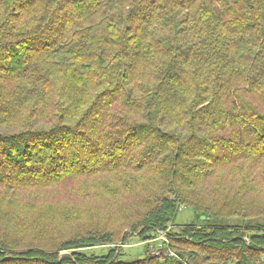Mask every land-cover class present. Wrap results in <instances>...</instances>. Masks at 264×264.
<instances>
[{
	"label": "trees",
	"instance_id": "1",
	"mask_svg": "<svg viewBox=\"0 0 264 264\" xmlns=\"http://www.w3.org/2000/svg\"><path fill=\"white\" fill-rule=\"evenodd\" d=\"M80 183L128 201L63 234ZM181 260L264 264V0H0V264Z\"/></svg>",
	"mask_w": 264,
	"mask_h": 264
},
{
	"label": "rangeland",
	"instance_id": "2",
	"mask_svg": "<svg viewBox=\"0 0 264 264\" xmlns=\"http://www.w3.org/2000/svg\"><path fill=\"white\" fill-rule=\"evenodd\" d=\"M92 188H95L93 185H89L86 183H80L75 185H65L58 189H55L54 191H50L49 193L44 192L45 194L41 196L42 199L41 202L44 204L52 203L53 201L56 204L63 203L66 199H70V202L72 205L68 204L66 206H70L71 208L73 205L77 209V212L81 215H78L75 217H70L65 219L64 227V233L63 234H73V232L82 230L84 227H82L85 224H89L93 226V221H98L99 225H109L111 221H116L118 217V209L116 205L119 204V201L122 203L121 206H119L122 210L125 209L124 202L122 201H128L124 199H120L119 196L117 198H110L106 197L108 199L116 200L117 203H111L106 199H101L99 197H96ZM71 190V191H70ZM73 193V194H68ZM108 205L110 207H108ZM73 209V208H72ZM73 212V211H72ZM92 215V216H91ZM96 215L97 217H95ZM91 216V217H89ZM197 221L195 213L190 208H182L180 211H178L172 221V225L174 228H178L187 224H190L192 222ZM108 222V224L106 223ZM82 227V228H81ZM165 235L160 234L159 237L154 239L153 241H146L141 243L140 240L136 239L135 237L128 238L127 241L124 242V246H122L120 243L117 244V249L119 248L122 258L126 260H133V259H139L142 258L144 255V252H147L149 255H160L165 254L167 256V252L165 249L159 248L160 242L164 241ZM165 242V241H164ZM159 248V249H158ZM105 250L101 248H96L93 250H89L88 254H100L103 253ZM163 251V253H162Z\"/></svg>",
	"mask_w": 264,
	"mask_h": 264
},
{
	"label": "built area",
	"instance_id": "3",
	"mask_svg": "<svg viewBox=\"0 0 264 264\" xmlns=\"http://www.w3.org/2000/svg\"><path fill=\"white\" fill-rule=\"evenodd\" d=\"M164 241H165V239H164ZM167 252V256L168 257H173V258H175L176 257V255L172 252V251H166ZM184 264H190V263H188V262H186V260H181Z\"/></svg>",
	"mask_w": 264,
	"mask_h": 264
},
{
	"label": "water",
	"instance_id": "4",
	"mask_svg": "<svg viewBox=\"0 0 264 264\" xmlns=\"http://www.w3.org/2000/svg\"><path fill=\"white\" fill-rule=\"evenodd\" d=\"M201 219H203V217H201Z\"/></svg>",
	"mask_w": 264,
	"mask_h": 264
}]
</instances>
